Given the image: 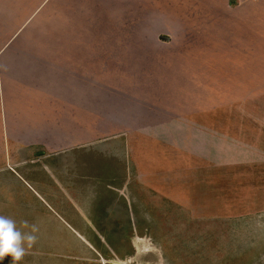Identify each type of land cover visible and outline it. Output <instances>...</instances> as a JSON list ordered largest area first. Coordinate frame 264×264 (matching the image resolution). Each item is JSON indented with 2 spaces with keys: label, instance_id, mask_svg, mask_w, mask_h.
Segmentation results:
<instances>
[{
  "label": "rangeland",
  "instance_id": "1",
  "mask_svg": "<svg viewBox=\"0 0 264 264\" xmlns=\"http://www.w3.org/2000/svg\"><path fill=\"white\" fill-rule=\"evenodd\" d=\"M35 1L0 0V49L16 41L18 48L37 46L22 33L29 29L41 37L40 29L12 27L10 21L15 14L27 17L25 10ZM84 2L89 9L99 7L97 16L88 18L87 33L104 37L113 47L109 57L120 53L122 59L115 67V59L103 63L104 74L117 67L124 74L104 77V100L88 94L89 109L117 110L116 117L89 112V136L103 127L107 134L121 132L145 144L158 155L147 164L157 173L149 183L160 179L162 188L136 193L135 205L119 200L123 219L109 221L105 230L118 233L111 245L108 235L79 238V220L64 212L59 214L74 231L59 230L48 209L54 205L37 196L32 177L37 171L47 178L37 164L73 166L84 160L83 183L94 186L95 210L103 217L111 206L107 194L116 186L113 174L124 176L129 165L111 142L91 144L76 157L73 152L51 158L25 154L16 174L0 163V215L39 228L37 243L20 264H264V121L252 123L259 114L240 106L245 99L264 100V60L255 58L256 46L247 38V30H254L243 23L248 14L236 0ZM126 41L129 45H122ZM93 63L88 58V66ZM89 77L95 88V77ZM2 102L0 97V120L3 107L10 114L35 113L28 105ZM18 120L29 122L23 116ZM127 184L133 201L137 184ZM10 261L7 256L0 264Z\"/></svg>",
  "mask_w": 264,
  "mask_h": 264
},
{
  "label": "crops",
  "instance_id": "2",
  "mask_svg": "<svg viewBox=\"0 0 264 264\" xmlns=\"http://www.w3.org/2000/svg\"><path fill=\"white\" fill-rule=\"evenodd\" d=\"M84 1L36 0L32 3L33 6H30L31 8L25 10L28 12L27 17L16 18L19 15L15 14V18L13 16L10 20L14 23L12 27H35L38 32L40 29L41 37L30 34L29 29H26L22 35L31 36V39L34 40L29 41L37 46L25 45L18 48L19 43L16 41L15 45L7 42L0 49V97L3 100L2 104L7 105L9 100L10 106L28 105L35 111V113L32 110L22 113L17 110L10 114L4 107L1 108L0 163L3 166L8 165L9 169L16 174L18 169L19 171L23 170L20 167L24 166L25 154H44L51 158L73 152L76 157L81 155L83 150H87L91 144L111 142L113 149L116 148L120 151L121 156L124 153L125 161H128L129 165H126L124 176L118 177L117 174H113L116 186H111L113 190L107 194V198L111 200V206L106 207V214L103 217L100 216L101 210H95L94 186L83 183L85 180L83 173L87 169V163L84 160L81 159V163L73 166L65 162H54L50 165L37 164V166L41 165L39 168H43L42 170L47 173V178H44L45 175L37 174L36 170L39 168L36 167L33 168L36 173L32 174V177L38 186V190H35L37 196L46 205L51 203L54 205L55 210L50 208L51 206L48 209L54 217L57 216V221L61 225H56L59 230L62 228L63 233L66 230L74 231V227L59 214L64 212L69 220H79L77 229L80 230V233L75 231L78 237L108 235L109 243L114 245L116 243L114 235L116 236L118 233L105 230L111 228L109 221L123 219L121 213L123 206L121 207L119 200H124L128 206L135 205L140 202L139 199L135 200L136 193L141 196V193H149L157 185L161 186L160 179L159 184L149 183L157 173L147 165L148 162L152 164L153 157L158 155H152L150 151H147L146 145L138 144L134 137L131 138L121 132L107 134L103 127L102 130L98 129V133H95L94 136H89V112L96 113L99 117L100 115L116 117L117 110L110 112L89 109L88 94L93 93V98L104 100L102 93L108 90L104 87V77L123 76L124 74H120L123 71L120 67L107 75L104 74L106 68L103 63L109 59H115L118 61L117 64L115 62V67L120 64L122 59L120 53L109 57V54L112 55L114 51L113 47L108 46L110 43H105L104 37L87 33L88 18L97 16L99 7L98 4H94L93 8L89 9V4ZM236 1L239 2L238 7L248 14L243 22L246 28L254 27V30H247V33L251 35L247 38L252 39L256 46L255 58L263 61L264 0ZM10 5L13 6L14 12L18 9L17 4ZM229 6L232 8V2ZM89 12L90 16H88ZM21 31H18L16 36H19ZM252 35L255 36V41ZM37 38H40L39 41ZM123 44L129 45V42H122ZM88 58L91 61L94 60L93 65L88 66ZM100 59L102 60L101 64L98 63ZM89 76L95 77V81L93 80L96 82L95 88L88 84L89 81H92ZM262 91L263 88L260 92ZM4 98L7 99L5 103ZM260 102L256 103V101L245 99L240 104L241 109L246 112L259 114L258 119H254L252 123L264 121V117H262L264 100ZM22 116L28 118L29 122L19 121L18 118ZM122 146L124 149L121 148ZM130 181L137 184L136 190L132 194L133 201L127 188V183ZM43 195L48 196L49 202L44 200ZM69 202L75 208H71ZM99 227L102 229L101 233H97Z\"/></svg>",
  "mask_w": 264,
  "mask_h": 264
},
{
  "label": "clouds",
  "instance_id": "3",
  "mask_svg": "<svg viewBox=\"0 0 264 264\" xmlns=\"http://www.w3.org/2000/svg\"><path fill=\"white\" fill-rule=\"evenodd\" d=\"M38 232L39 228L34 223L22 220L18 226L14 219L0 215V261L10 256V264H20L37 243Z\"/></svg>",
  "mask_w": 264,
  "mask_h": 264
}]
</instances>
